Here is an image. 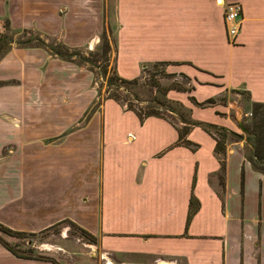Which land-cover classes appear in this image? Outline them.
Returning <instances> with one entry per match:
<instances>
[{"label": "crops", "instance_id": "1", "mask_svg": "<svg viewBox=\"0 0 264 264\" xmlns=\"http://www.w3.org/2000/svg\"><path fill=\"white\" fill-rule=\"evenodd\" d=\"M226 1L233 0H0V32H37L71 48L111 32L120 77L166 62L200 90L212 88L209 96L223 104L207 112L169 90L195 123L186 136L195 149L178 139L182 121L141 122L112 98L79 122L94 99L82 68L30 39L13 44L0 59L1 209L17 217L20 203H29L39 226L71 222L104 258L121 264L139 257L151 264H264V174L246 159L242 139L227 140L221 171L216 140L202 126L237 132L252 103H264V0H234L241 15L233 37ZM77 88L88 97L77 102ZM192 196L198 208L187 222ZM0 264L53 263L0 243Z\"/></svg>", "mask_w": 264, "mask_h": 264}, {"label": "rangeland", "instance_id": "2", "mask_svg": "<svg viewBox=\"0 0 264 264\" xmlns=\"http://www.w3.org/2000/svg\"><path fill=\"white\" fill-rule=\"evenodd\" d=\"M109 2L111 4V0H109ZM114 37L115 35L111 32H103L99 34L91 43L84 47H80L77 54L78 56L74 58L77 61L76 65L81 67L83 73L88 76V89L93 91L94 94L93 101L88 107L86 113L78 119L79 122L88 120L92 111L101 108L104 101L112 93H116L122 96V98H125V103L131 101L141 109L153 108L161 111L173 118L172 121L174 123L183 119L190 120V115L188 109L180 100L168 96L169 91L166 94L163 93L168 87L182 86L190 88L192 85L190 91L174 92L175 90L171 89L172 91H170V93L185 98L197 107L205 108L203 110L207 112L223 105L218 102L216 93L213 97L209 96L213 91L212 88L205 87L200 90L197 83L194 82L191 84L192 82H190L189 78L181 73L170 72L165 64H149L147 65L145 72L142 71L138 84L128 85L127 88H117L113 84L115 81L112 83L110 82L112 76L115 75V73L117 74L114 60ZM0 38V59L13 44L19 46L27 45L24 44V42L29 39L31 45L39 46V41H43L45 44H51L56 49L60 48L62 51H64L63 46H66L60 39L55 37H47L32 31L13 33L9 32L6 27H3V31L0 32ZM70 49L74 48L70 47ZM126 74L129 76L132 75L131 68L126 71ZM123 78L132 79L134 77L124 76ZM2 83L0 82V85ZM6 83L8 82H4V84ZM202 90L203 92L201 93ZM81 91L82 89L78 88L74 91V99L77 102L84 100L89 95L87 90H83L82 95ZM189 96H193L195 99L196 96H199L200 98H202V96L203 98L209 96L208 99L212 98L214 104L200 106L201 103L207 100L202 99V101H204H199L200 103L196 105ZM225 96L226 99L229 98V95L225 94ZM74 99H71V101L74 102ZM239 99L240 101H244L247 107L248 105L250 106L245 94L240 95ZM57 102L56 111L59 113L58 111H60L61 105L63 104V98L59 99ZM158 102H161L162 105ZM171 109L172 111H170ZM76 112L77 109L73 107L71 113L75 114ZM216 114L219 115L218 113ZM206 116H209V114H206ZM211 116L212 114H210V118ZM250 119L251 116L249 112L247 115H242L240 122L245 126L250 123ZM243 128L244 130L238 126L236 133L242 135L241 139L245 141V149L248 150L251 147V141L245 133V127ZM213 131L215 130L213 129ZM15 205V203H12V206ZM19 206L21 209L17 217H15L12 210L8 208L2 210L0 206V222L4 223V225L8 224L7 226L11 229L24 231L25 233L10 235L0 231V237L20 253L25 255H43L53 259L57 264H121L104 258L102 251H100L95 245V241L89 235L83 233L78 226L69 222L56 223L47 227L39 226L35 224L38 218L30 207L31 205L29 203H20ZM136 262L137 264H151L153 261H150V259L146 257H139L136 259Z\"/></svg>", "mask_w": 264, "mask_h": 264}, {"label": "trees", "instance_id": "3", "mask_svg": "<svg viewBox=\"0 0 264 264\" xmlns=\"http://www.w3.org/2000/svg\"><path fill=\"white\" fill-rule=\"evenodd\" d=\"M106 32V31H104ZM1 40V38H0ZM27 40L26 42H28ZM22 42V41H21ZM40 45H45L49 52L52 55H55L59 58L72 61V62H77L74 58L77 57L79 48H74L70 49V47L63 46L64 51L59 49H56L53 45L51 44H45L43 41H39ZM152 64H167L166 62H157V63H152ZM147 66H145L142 71L145 72ZM182 74V73H181ZM184 75V74H183ZM186 76V75H185ZM115 81V82H114ZM111 83L114 82L113 84L117 87H125L127 88L128 85H136L139 83V77L137 78H132V79H125L123 77H120L115 73V75L112 76V80L110 81ZM174 89L177 91H190L192 89V86L190 88H185L182 86L179 87H168L166 88L163 93L166 94L169 90ZM108 98H112L116 100L117 102L121 103L124 105L127 109L132 110L135 112V114L139 117L140 121L142 122L144 118L148 116H160L165 119H168L169 115L162 113L161 111L155 110L153 108L151 109H141L135 105V103H132L131 101H127L126 103L125 98H122V96L112 93L108 96ZM190 99L193 101V103L198 104L194 97L191 96ZM160 105H162L161 102H158ZM212 105L214 104V100L208 99L207 101L203 102L200 104V106H206V105ZM92 111V110H91ZM172 111V109L170 110ZM250 123L245 125V133L249 140L251 141V147L250 149H246V159L252 164L253 168L261 173L264 174V103L262 102H253L251 105V110H250ZM169 120V119H168ZM171 121V120H170ZM183 121L182 126L177 127L178 131V139L181 143H183L185 146L195 149L197 144L189 141L186 136L195 123L192 120H181ZM203 128L210 133L214 139L216 140L215 144V152L219 156V161L221 165V171H224V155L226 151V143L228 139H234V140H240L242 138V135L239 133H236L234 131H231L223 126H218L214 124H209V123H203L202 124ZM213 129L215 131H213ZM243 180V176L241 174V183ZM198 208V202L195 200V198L192 196L189 202V210H188V216H187V222H189L191 216L193 213L197 210ZM71 223V222H70ZM73 224V223H71ZM75 225V224H73ZM76 226V225H75ZM80 230L89 235L93 240L94 238L84 229L79 227ZM0 231L5 232L7 234H23L25 233L24 231H18L11 229L10 227L0 223ZM33 234V233H31ZM0 243L4 245L8 250L13 252L17 256H22L24 258H29V259H37V260H44V261H50L53 264H57L53 259L43 256V255H32V254H22L20 253L17 249H15L13 246L9 245L4 239L0 237Z\"/></svg>", "mask_w": 264, "mask_h": 264}, {"label": "built area", "instance_id": "4", "mask_svg": "<svg viewBox=\"0 0 264 264\" xmlns=\"http://www.w3.org/2000/svg\"><path fill=\"white\" fill-rule=\"evenodd\" d=\"M241 15V5L237 1H226L224 3V22L229 37H233L238 30Z\"/></svg>", "mask_w": 264, "mask_h": 264}, {"label": "water", "instance_id": "5", "mask_svg": "<svg viewBox=\"0 0 264 264\" xmlns=\"http://www.w3.org/2000/svg\"><path fill=\"white\" fill-rule=\"evenodd\" d=\"M241 129H243V130H244V128H243V127H241Z\"/></svg>", "mask_w": 264, "mask_h": 264}]
</instances>
